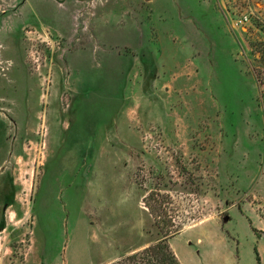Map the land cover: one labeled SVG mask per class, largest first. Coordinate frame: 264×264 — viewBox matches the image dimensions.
I'll return each instance as SVG.
<instances>
[{"label": "rangeland", "instance_id": "374dc122", "mask_svg": "<svg viewBox=\"0 0 264 264\" xmlns=\"http://www.w3.org/2000/svg\"><path fill=\"white\" fill-rule=\"evenodd\" d=\"M262 203L264 0H0V264H263Z\"/></svg>", "mask_w": 264, "mask_h": 264}, {"label": "trees", "instance_id": "16d2710c", "mask_svg": "<svg viewBox=\"0 0 264 264\" xmlns=\"http://www.w3.org/2000/svg\"><path fill=\"white\" fill-rule=\"evenodd\" d=\"M147 205L149 204L147 203ZM153 209L155 208H152V206L149 205V210L154 216L155 210ZM178 233L179 230L174 232V234ZM255 253L257 264H261V259L257 249H255ZM129 260H131V264H180L176 255L168 244L167 238L146 247L141 251L140 254L131 256Z\"/></svg>", "mask_w": 264, "mask_h": 264}, {"label": "crops", "instance_id": "0c3cea01", "mask_svg": "<svg viewBox=\"0 0 264 264\" xmlns=\"http://www.w3.org/2000/svg\"><path fill=\"white\" fill-rule=\"evenodd\" d=\"M260 180L262 181L263 178H261ZM259 205L261 207H264L263 203L259 204ZM260 212L263 213L264 211L262 210ZM260 212H257L255 210V208H253V207H250V210L246 211L247 214L249 213L248 214V220H249L248 223L251 226L252 231H254V229H255L256 231L261 232V237L258 238L256 235V243H257L259 251H261V253H262L261 255H262V260H263V264H264V216L261 215ZM241 263H242V256L240 257V260L236 262V264H241Z\"/></svg>", "mask_w": 264, "mask_h": 264}]
</instances>
